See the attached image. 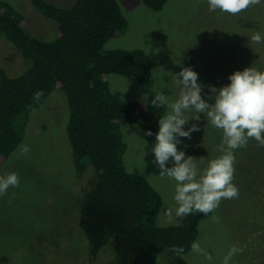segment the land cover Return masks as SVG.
<instances>
[{
	"label": "rangeland",
	"instance_id": "obj_1",
	"mask_svg": "<svg viewBox=\"0 0 264 264\" xmlns=\"http://www.w3.org/2000/svg\"><path fill=\"white\" fill-rule=\"evenodd\" d=\"M25 18L30 34L52 41L56 24L35 11L30 0H2ZM68 7L73 0H45ZM127 28L104 46L110 49H140L151 63V74L144 85L117 75H109L110 90L126 101H146L154 92L163 91L175 100L179 89L173 75L182 67L198 74L205 85L201 96L208 100V87L217 89L230 83L228 76L252 67L264 71V43L251 44V36L264 37V3L251 6L237 15L209 11L207 0H167L154 11L143 0H116ZM249 43L251 46H249ZM20 54L0 37V67L14 75L25 64ZM153 89V92L151 91ZM209 103L214 101L209 100ZM201 119H190L185 131L197 124L199 131L191 139L179 137L178 151L185 158L197 159L201 168L221 155L218 146L222 131ZM24 137L17 149L0 165V176L18 173L19 187H9L0 197V264H89L87 243L78 220L81 194L93 185V169L77 177L72 162L65 126L68 106L65 95L52 91L39 104L21 115ZM19 122V121H18ZM126 143L123 162L129 173L141 175L158 192L162 206L156 218L158 227L182 223L183 217L169 221L167 208H175V181L161 179L159 168L144 132L136 125L123 124ZM24 145L30 149L22 155ZM185 145L187 147H185ZM146 153V154H145ZM233 183L238 198L222 199L218 208L197 223L196 241L212 259L190 250L188 253L162 251L154 264H222L231 246L242 249L230 264H264V147L254 139L246 148L234 152ZM203 157L205 164L200 163ZM172 167L173 162L166 164ZM129 169H132L130 172ZM218 216L214 222L212 216ZM114 253L110 244L99 253L95 264H111Z\"/></svg>",
	"mask_w": 264,
	"mask_h": 264
},
{
	"label": "trees",
	"instance_id": "obj_2",
	"mask_svg": "<svg viewBox=\"0 0 264 264\" xmlns=\"http://www.w3.org/2000/svg\"><path fill=\"white\" fill-rule=\"evenodd\" d=\"M166 1L143 3L159 11ZM30 4L56 24V35L45 41L30 34L24 16L0 0V37L25 62L14 75L0 67V165L23 140L20 116L52 91H60L68 106L65 132L75 174L81 178L89 165L93 169V185L81 194L78 220L89 264H95L108 244L114 253L111 264H154L162 251L188 253L198 235V221L209 214H189L180 224L158 227L161 196L145 177L129 173L124 166L122 125H136L144 134L150 130L153 135L145 136L152 145L165 109L153 108L154 96L126 101L110 90V74L139 85L151 74L149 57L142 50L104 49L127 28L117 1L73 0L68 7L45 0ZM180 248L184 251L178 252Z\"/></svg>",
	"mask_w": 264,
	"mask_h": 264
},
{
	"label": "clouds",
	"instance_id": "obj_3",
	"mask_svg": "<svg viewBox=\"0 0 264 264\" xmlns=\"http://www.w3.org/2000/svg\"><path fill=\"white\" fill-rule=\"evenodd\" d=\"M207 3L211 12L219 10L237 15L251 6L259 5L261 0H207ZM261 43H264V37L259 32L254 33L251 44ZM173 79L179 89L175 100H170L163 91H156L154 99L150 101L153 108L165 109L159 118V130L151 151L160 178L167 177L176 182L173 197L176 207L164 211L169 221L173 219V214L175 217L193 213L208 215L218 208L222 199L238 198L239 190L233 183L235 150L246 148L250 139L264 147V71L252 67L235 71L228 76L230 83L226 86L218 89L207 86L208 100L201 96L206 86L198 83V74L191 67H182L173 75ZM209 100L214 102L209 103ZM200 114L213 128L222 131L218 146L221 155L206 164L201 157L200 163L205 164L203 168L196 162L197 159L191 156L185 158L184 151L177 148L181 143L179 137L191 139V133L200 130L197 124H192L187 131L182 127L190 119L199 121ZM145 135L151 136L153 133L149 130ZM29 151V147L24 145L21 154L27 155ZM170 159L173 166L167 167ZM19 184L18 173L0 176V197L7 194L9 187H19ZM212 220L218 223L220 218L214 215ZM191 250L208 260L212 259L211 254L202 249L198 242L191 243ZM177 251L183 252L184 249ZM242 251L235 245L231 246L222 264H230L232 257Z\"/></svg>",
	"mask_w": 264,
	"mask_h": 264
}]
</instances>
